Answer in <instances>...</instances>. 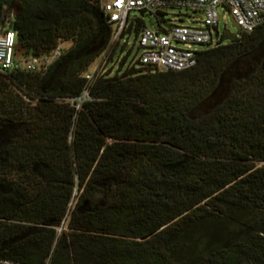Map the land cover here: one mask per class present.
<instances>
[{
	"label": "trees",
	"instance_id": "16d2710c",
	"mask_svg": "<svg viewBox=\"0 0 264 264\" xmlns=\"http://www.w3.org/2000/svg\"><path fill=\"white\" fill-rule=\"evenodd\" d=\"M9 12L16 57L72 46L0 74V264H264V25L188 71L87 79L120 43L102 0Z\"/></svg>",
	"mask_w": 264,
	"mask_h": 264
},
{
	"label": "built area",
	"instance_id": "2783aa9c",
	"mask_svg": "<svg viewBox=\"0 0 264 264\" xmlns=\"http://www.w3.org/2000/svg\"><path fill=\"white\" fill-rule=\"evenodd\" d=\"M174 7H186L200 12L203 16L202 26L163 27L162 32L143 28L139 34L141 55L138 62L141 67L154 72H183L195 68L201 51H193L192 47H216L221 41L218 32L219 10L229 12L240 32L251 34L264 25V0H102V9L113 27L114 43L125 37L124 33L132 24V12L159 15L163 10ZM15 20V12L5 13L3 17L0 28V74L9 75L16 70L46 73L65 49L60 45L49 55L16 60L17 34L13 29ZM92 77V74H87V79Z\"/></svg>",
	"mask_w": 264,
	"mask_h": 264
},
{
	"label": "rangeland",
	"instance_id": "374dc122",
	"mask_svg": "<svg viewBox=\"0 0 264 264\" xmlns=\"http://www.w3.org/2000/svg\"><path fill=\"white\" fill-rule=\"evenodd\" d=\"M163 17L162 19L165 21L163 23V27L170 29L173 26H184V27H191V28H200L202 26L201 19L203 18L202 14L197 11H193L186 7H174L168 8L162 11ZM220 21L218 32L220 36H224L226 32H229L230 39L237 37L240 33L234 27L233 21L229 12H224L223 10H219ZM130 21L133 23L142 22L147 29L151 31L160 30V18L152 14L150 12H132L130 14ZM225 39V43L229 42ZM72 46V42H67L62 44V47L65 50H68ZM116 46V53L114 59L110 58L111 51L102 55L100 58L93 63V65L89 68L87 74L94 75L97 71L103 69L104 72H107L113 69V74L119 71L121 67V62L126 59V63L122 68L124 72L128 68L134 67L136 70L141 68L139 65L138 60L141 55L140 49V40L139 36L137 35L136 31L133 30L131 33H127L124 38L120 41L119 44ZM115 46L113 48H115ZM112 48V49H113ZM183 48H186L183 46ZM211 47H200L194 46L192 47L193 51H205L210 49ZM187 49V48H186ZM16 60L21 61L24 58L19 56L15 57Z\"/></svg>",
	"mask_w": 264,
	"mask_h": 264
},
{
	"label": "water",
	"instance_id": "95a60500",
	"mask_svg": "<svg viewBox=\"0 0 264 264\" xmlns=\"http://www.w3.org/2000/svg\"><path fill=\"white\" fill-rule=\"evenodd\" d=\"M231 19H232V21H233L234 27H236V29L240 32V28L237 26L235 20H234L232 17H231ZM165 33H166V32H164V34H165ZM225 34H226L228 37H230L229 32H226Z\"/></svg>",
	"mask_w": 264,
	"mask_h": 264
}]
</instances>
